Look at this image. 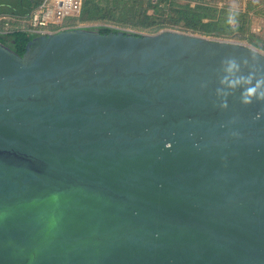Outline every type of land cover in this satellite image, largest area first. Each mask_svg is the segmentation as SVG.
<instances>
[{"label": "water", "instance_id": "1", "mask_svg": "<svg viewBox=\"0 0 264 264\" xmlns=\"http://www.w3.org/2000/svg\"><path fill=\"white\" fill-rule=\"evenodd\" d=\"M249 75L171 30L0 43V264H264V101L221 83Z\"/></svg>", "mask_w": 264, "mask_h": 264}, {"label": "trees", "instance_id": "2", "mask_svg": "<svg viewBox=\"0 0 264 264\" xmlns=\"http://www.w3.org/2000/svg\"><path fill=\"white\" fill-rule=\"evenodd\" d=\"M41 2L42 0H0V15L25 17ZM250 8L252 7L247 6V9ZM229 11L225 6L218 7L213 0H82L79 14L66 18L62 27L73 28L79 23L99 22V25L88 29H94L102 35L116 33L118 29L105 25L114 24L145 30L149 34H156L164 29H180L185 33L215 38L243 35L249 25L246 13L234 12L236 20L232 25L227 22ZM33 37L18 31L0 36V43L21 56L25 45ZM254 44H259L264 50V39L257 37Z\"/></svg>", "mask_w": 264, "mask_h": 264}, {"label": "built area", "instance_id": "3", "mask_svg": "<svg viewBox=\"0 0 264 264\" xmlns=\"http://www.w3.org/2000/svg\"><path fill=\"white\" fill-rule=\"evenodd\" d=\"M82 0H42L38 7L25 17L0 15V36L25 32L32 36L47 35L66 29L62 27L68 17L77 16ZM77 24L73 28H89Z\"/></svg>", "mask_w": 264, "mask_h": 264}, {"label": "rangeland", "instance_id": "4", "mask_svg": "<svg viewBox=\"0 0 264 264\" xmlns=\"http://www.w3.org/2000/svg\"><path fill=\"white\" fill-rule=\"evenodd\" d=\"M178 2L183 3L182 1H178ZM213 2L218 7L225 6L233 12L246 13L249 19L248 30L243 35L237 34L230 37H220V38L205 37V36L202 37L220 42L239 44L264 55V50H262L259 47V44H254V41L257 40V37L264 39V0H213ZM247 6H251L252 8L247 9ZM149 14H151V11H149ZM79 24H84L93 27L99 25L100 23L97 22V23H79ZM105 25L111 28H116L119 31H123L126 33H132L138 35L149 34L145 30H136L134 28L127 26H119L114 24H105ZM232 25L234 24L232 23ZM164 30H171V31L185 33L180 29H164ZM186 34H190V33H186ZM192 35L201 36L199 34H192ZM250 36L253 38H251Z\"/></svg>", "mask_w": 264, "mask_h": 264}, {"label": "clouds", "instance_id": "5", "mask_svg": "<svg viewBox=\"0 0 264 264\" xmlns=\"http://www.w3.org/2000/svg\"><path fill=\"white\" fill-rule=\"evenodd\" d=\"M236 15L233 11H229L227 16V22L229 24L235 23ZM222 63H226L227 67L225 71L229 74L239 71V65L237 64L234 58H229L226 61H222ZM222 84H227V87L231 89H235L238 86L244 85L240 99L241 103L248 105L253 102V100L264 101V79H256L255 83H253V78L251 75L248 77L237 76L234 79H228L225 77L224 80L221 81ZM226 103L222 104L221 107H226ZM236 135V133H233Z\"/></svg>", "mask_w": 264, "mask_h": 264}]
</instances>
